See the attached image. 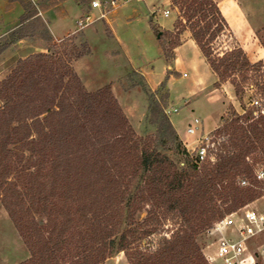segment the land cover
Wrapping results in <instances>:
<instances>
[{
	"label": "trees",
	"instance_id": "trees-1",
	"mask_svg": "<svg viewBox=\"0 0 264 264\" xmlns=\"http://www.w3.org/2000/svg\"><path fill=\"white\" fill-rule=\"evenodd\" d=\"M172 1L184 10L192 36L218 80L239 73L247 81L249 72L255 71L256 85L264 95V74L259 73L264 61L252 62L238 41L215 51L214 41L229 31L218 3ZM45 32L52 40L47 27ZM23 35L20 27L10 39L0 38V53ZM54 48L55 54L21 59L0 81L4 101L0 107V201L31 250L30 257L19 264H62L75 214L88 235L79 245L78 264H97L107 253L130 249L141 235L152 232L135 225L144 204L151 205L149 213L155 211L153 221L172 212L181 227L154 251L135 249L132 264H210L196 236L217 217L257 195L254 188L241 183L254 175L249 154H264L261 99L252 98L246 114L238 116L248 124L235 122L216 131L226 138L218 145L215 159L198 162L157 101L152 103L156 133L137 136L110 87L88 91L70 64L56 58L60 50ZM232 83L241 96L245 86ZM15 145H20L22 153L18 161L12 151ZM219 200L232 204L223 211ZM36 213L45 221H36ZM111 230L119 232L118 238L107 241Z\"/></svg>",
	"mask_w": 264,
	"mask_h": 264
},
{
	"label": "rangeland",
	"instance_id": "rangeland-1",
	"mask_svg": "<svg viewBox=\"0 0 264 264\" xmlns=\"http://www.w3.org/2000/svg\"><path fill=\"white\" fill-rule=\"evenodd\" d=\"M11 1L5 6V12L12 7ZM60 1L63 5L44 12ZM237 1L248 20L245 23L241 14L235 12V17L231 18L233 29L229 26V31L219 34L213 44L215 51H222L238 41L252 62L264 61V0ZM87 4L88 0H18L23 14L12 20H0V38L3 41L10 39L14 30L20 27H23L24 35L10 42L0 53V81L12 73L21 59L38 53L55 54L56 46L60 50L56 58L62 59L63 64H70L88 91L110 87L137 136L147 138L156 133L155 116L152 114L155 100L169 115L183 142H192L203 131L214 128L218 132L223 131L235 122L248 124L238 116L246 114L252 98L261 99L264 107V95L256 85L257 72L250 71L247 81L239 73L219 81L197 47L198 51L195 47H184V51L178 53L179 57L175 61L172 59L174 48L187 37H193L184 10L175 6L172 0L133 1L120 6L109 22L101 19L78 29L77 20ZM62 9L65 11L62 12ZM165 9H170L169 16H164ZM13 10L17 12L18 9ZM46 27L52 40L48 39ZM160 31L162 34L158 37ZM54 34L62 37L55 38ZM259 73L264 74V66L259 68ZM234 80L245 86L241 96L236 94V87L232 83ZM3 104L4 101L0 99V107ZM195 117L200 118L201 123L197 133L189 135L186 128ZM229 131L233 132L231 126ZM19 146H12L14 154L17 153L16 160L22 155ZM168 153L179 160L173 151ZM247 160L253 166L254 175L245 179L246 184H241L254 188L257 195L239 207L247 205L249 208L264 209V178L259 179L256 174L258 170H264V154L252 152ZM256 180L259 184L254 182ZM231 204L230 201H218L223 211ZM151 209V205L144 204L142 211L135 216V225L141 224L144 230L152 232L144 237L141 235L130 249L107 253L106 258L97 264H132V252L135 249L154 251L164 238L174 237L181 227V220L173 218V213L169 212L162 215L159 222L153 221L156 213H149ZM35 215L36 221H45L41 214ZM223 216L217 217L214 222ZM211 226L196 236L205 256L215 246V237L208 231ZM118 234L109 231L107 241L117 239ZM87 236L82 220L78 215H73L65 239V259L62 264H78L82 253L79 245L82 238ZM30 255L25 237L15 225L7 207L0 201V264H19Z\"/></svg>",
	"mask_w": 264,
	"mask_h": 264
},
{
	"label": "built area",
	"instance_id": "built-area-1",
	"mask_svg": "<svg viewBox=\"0 0 264 264\" xmlns=\"http://www.w3.org/2000/svg\"><path fill=\"white\" fill-rule=\"evenodd\" d=\"M133 1L142 0H88L87 8L77 20L78 29L101 19L109 22L120 6ZM170 13V9L163 11L164 16ZM254 104H259L258 100ZM200 123L201 119L195 117L187 126V133L195 135ZM225 138L214 128L203 131L192 142L184 140L183 143L198 162H203L215 159L218 145ZM256 174L259 179L264 178V170ZM208 231L215 237L213 251L206 254L210 264H264V209L244 205L216 220Z\"/></svg>",
	"mask_w": 264,
	"mask_h": 264
},
{
	"label": "crops",
	"instance_id": "crops-1",
	"mask_svg": "<svg viewBox=\"0 0 264 264\" xmlns=\"http://www.w3.org/2000/svg\"><path fill=\"white\" fill-rule=\"evenodd\" d=\"M8 2H9V0H2L0 3V6H1L0 7V20H3V21L12 20V19H15L17 16H21L23 14V10H22L21 6L20 7L18 6V0L11 1L10 4L12 7H10L7 12H5L4 9H5V6H7ZM216 2L218 3L222 13L226 17L231 29H233L231 26V18L233 19L235 17V12L240 13L244 22L245 23L247 22L248 19L245 17L244 14H242V10L240 9V7L238 5L237 0H216ZM62 3L63 2L60 1L59 3H56L54 6L45 9L44 12H50L53 9H55L56 7H58L59 5H63ZM14 8L18 9L17 12L15 10H13ZM12 11H14V12H12ZM64 11L65 10L62 9V12H64ZM42 12L43 11H41V13ZM15 13H17V15H14ZM168 29H170V28H168ZM54 36H55V38L62 37V36H56L55 34H54ZM184 47H189V48H191V47L196 48L197 47L199 49L200 53L203 55V53H202L200 47L198 46V44L196 43L195 39L193 37H187V39H185V41H183L181 44H179L177 47L174 48V55L172 57V59L174 61L179 57L178 53L184 51ZM197 48H196V51H198ZM203 57L205 60H207V58L204 55H203ZM194 67L196 68L197 65L194 64Z\"/></svg>",
	"mask_w": 264,
	"mask_h": 264
},
{
	"label": "water",
	"instance_id": "water-1",
	"mask_svg": "<svg viewBox=\"0 0 264 264\" xmlns=\"http://www.w3.org/2000/svg\"><path fill=\"white\" fill-rule=\"evenodd\" d=\"M162 34V31L159 32L158 37Z\"/></svg>",
	"mask_w": 264,
	"mask_h": 264
}]
</instances>
